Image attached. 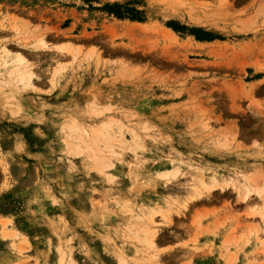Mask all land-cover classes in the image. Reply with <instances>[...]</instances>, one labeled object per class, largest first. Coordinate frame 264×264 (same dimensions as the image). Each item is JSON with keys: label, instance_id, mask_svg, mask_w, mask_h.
Wrapping results in <instances>:
<instances>
[{"label": "rangeland", "instance_id": "374dc122", "mask_svg": "<svg viewBox=\"0 0 264 264\" xmlns=\"http://www.w3.org/2000/svg\"><path fill=\"white\" fill-rule=\"evenodd\" d=\"M0 264H264V0H0Z\"/></svg>", "mask_w": 264, "mask_h": 264}, {"label": "trees", "instance_id": "16d2710c", "mask_svg": "<svg viewBox=\"0 0 264 264\" xmlns=\"http://www.w3.org/2000/svg\"><path fill=\"white\" fill-rule=\"evenodd\" d=\"M116 14H117L118 16H124L123 13H121V12H116ZM132 17L138 19L137 16H133V15H132ZM169 25L171 26V23H170ZM172 27H173L175 30H179V29H178L177 27H175V26H172ZM190 32H192V34H195L196 38H198V39H203L202 37H200L199 35H197V34L195 33V32H197L196 29H190Z\"/></svg>", "mask_w": 264, "mask_h": 264}, {"label": "bare ground", "instance_id": "6f19581e", "mask_svg": "<svg viewBox=\"0 0 264 264\" xmlns=\"http://www.w3.org/2000/svg\"><path fill=\"white\" fill-rule=\"evenodd\" d=\"M43 42H44V41H43ZM43 42H42V43H43ZM44 44H45V42H44ZM20 56H21V55H20ZM20 59H21V58H20ZM15 71H16V70H15ZM20 71H21V70H20ZM25 72H26V71H25ZM29 72H30V71H28V73H29ZM30 73H31V72H30ZM23 75L25 76L26 74H23ZM29 77H31V75L28 74V79H29ZM21 79H22V78H21ZM204 177H205V175H204ZM214 181H215V179H214ZM214 181H213V182H214ZM202 182H203V181H202ZM216 182H217V181H216ZM213 184H214V185H213ZM213 184L211 185V186H212L211 188H213V186H217V184H216V185H215V183H213ZM220 184H221V182L219 183V187H220ZM221 185H222V184H221ZM223 185H226V184L224 183ZM208 187H209V186H208ZM221 187H222V186H221ZM226 187H227V186H226ZM223 188H224V186H223ZM220 189H222V188H220ZM211 190H212V189H211ZM206 191H209V190H206ZM247 193H248V192H247ZM245 197H246V196H245Z\"/></svg>", "mask_w": 264, "mask_h": 264}]
</instances>
